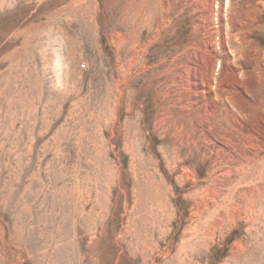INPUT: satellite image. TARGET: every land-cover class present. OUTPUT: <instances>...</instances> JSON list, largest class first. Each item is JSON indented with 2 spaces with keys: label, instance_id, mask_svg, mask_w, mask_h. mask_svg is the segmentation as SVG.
<instances>
[{
  "label": "rangeland",
  "instance_id": "rangeland-1",
  "mask_svg": "<svg viewBox=\"0 0 264 264\" xmlns=\"http://www.w3.org/2000/svg\"><path fill=\"white\" fill-rule=\"evenodd\" d=\"M0 264H264V0H0Z\"/></svg>",
  "mask_w": 264,
  "mask_h": 264
}]
</instances>
